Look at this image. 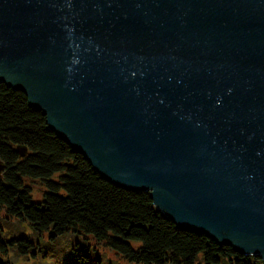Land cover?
Segmentation results:
<instances>
[{"label":"water","instance_id":"obj_1","mask_svg":"<svg viewBox=\"0 0 264 264\" xmlns=\"http://www.w3.org/2000/svg\"><path fill=\"white\" fill-rule=\"evenodd\" d=\"M0 82L104 178L264 260V0H0Z\"/></svg>","mask_w":264,"mask_h":264},{"label":"trees","instance_id":"obj_2","mask_svg":"<svg viewBox=\"0 0 264 264\" xmlns=\"http://www.w3.org/2000/svg\"><path fill=\"white\" fill-rule=\"evenodd\" d=\"M0 212L31 223L52 239L82 232L142 264H258L231 245L181 229L159 210L147 191L115 185L53 132L25 93L0 82ZM28 179L41 180L45 191L33 196ZM11 248L35 253L27 237H0V264ZM81 256V255H80ZM68 264H87L76 258Z\"/></svg>","mask_w":264,"mask_h":264},{"label":"rangeland","instance_id":"obj_3","mask_svg":"<svg viewBox=\"0 0 264 264\" xmlns=\"http://www.w3.org/2000/svg\"><path fill=\"white\" fill-rule=\"evenodd\" d=\"M28 184L33 196L41 198L45 191L43 181L28 179ZM0 237L7 240L27 237L35 243V253L20 254L17 249L11 248L3 255L11 264H68L76 258H82L87 264H142L130 262L119 252L82 232H65L52 239L50 233L38 232L30 222L10 217L5 209L0 212ZM222 264L230 263L224 260Z\"/></svg>","mask_w":264,"mask_h":264}]
</instances>
